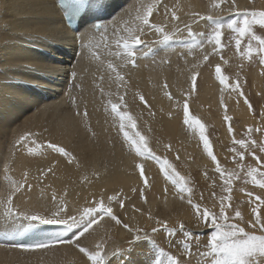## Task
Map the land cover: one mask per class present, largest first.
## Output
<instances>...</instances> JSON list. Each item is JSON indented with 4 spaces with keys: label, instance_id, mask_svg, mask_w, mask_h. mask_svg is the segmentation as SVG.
<instances>
[{
    "label": "bare ground",
    "instance_id": "6f19581e",
    "mask_svg": "<svg viewBox=\"0 0 264 264\" xmlns=\"http://www.w3.org/2000/svg\"><path fill=\"white\" fill-rule=\"evenodd\" d=\"M106 2L107 6L101 13L83 16L79 20L78 30L74 31L63 22V2L58 5L57 0H0V161L4 155L15 172V178L12 179L15 181L10 182V186L16 187L22 179L26 181V186H32L13 196L11 211L14 215L11 217L5 215L10 193L4 196L0 190V264H90L77 247L71 249L68 243L26 251L15 247L11 236L5 235L14 225L23 222L22 214L48 217L60 201L67 205L68 215L78 218L84 208L94 207L96 202L103 199L105 205L111 207L124 223L139 227L144 232L157 225V218L166 220L169 226L178 224L182 218L196 229L199 216H195L187 199L180 198L181 193L164 176L159 165L150 158L137 156L130 143L125 141L123 132L119 130L120 121L111 113L109 101L119 104V98L124 97V105L120 110L127 111L136 125L133 128L132 122L124 121V131H128L129 135L137 131L141 135L146 133L143 136L148 146V131L162 135L163 147L170 145L171 148L156 149L161 153L169 151L171 156H178L181 160L194 153L198 161L210 162L199 139L198 129L190 128L189 134L180 137L184 122L175 113L185 100L190 103L186 94L192 88L193 72L201 75L197 89L201 104L196 106L199 111L210 109L216 113L214 117L210 115L221 128L219 134L222 137L228 138L231 133L228 132V126L224 125L221 113L239 117L244 126L252 121L251 109L244 102L245 98L248 100L245 92L242 91V96L233 88L226 92L229 84L225 87L216 78V65L221 66L225 62L220 56L223 47L217 46V51H213L214 44L208 43L202 35L205 30L214 27L210 21L200 19L209 15L222 17L221 22L225 25L223 31H230L227 22L232 17L224 16L227 10L219 11L213 7L219 0ZM148 4H154L150 17L152 23L164 27L166 33H174L177 26L181 31L162 44L158 42L162 39L160 33L145 29L141 34L145 44L136 50V66H124V62L114 53L117 50V37L125 33L118 31L114 36L113 31L131 28L135 32L137 11ZM248 7L264 10V0H235L228 9ZM173 11L179 17L178 21L172 19ZM88 17L102 20L104 28L94 30ZM185 25H191L196 40L205 41L203 49L190 48L194 40L184 30ZM80 41L88 47L81 46L78 61L71 69L65 70L71 65V61L68 62L71 51ZM149 45L152 49L148 52L150 56H144L143 52L148 51ZM209 52H213L216 58H213L210 69H207L203 68L207 62L203 57H209ZM95 53L99 54V60L95 59ZM236 54L232 51L227 56L235 57ZM58 57L65 58L62 60L66 61L63 69L53 65L55 62L63 64L55 61ZM109 61L118 66V71L125 78L123 82L107 69ZM260 68V64H257L248 72L252 87L257 92L262 85ZM71 71L76 72L73 80L79 87L69 93L67 87L71 81ZM67 74L70 81L63 80ZM60 76L62 78L58 81L57 77ZM35 83L50 87L43 91L31 85ZM166 91L170 93L171 99L165 95ZM140 95L144 101L139 99ZM262 98L261 110L264 112V90ZM71 100L76 103L67 107ZM35 107L40 111L37 112ZM85 108L88 113L86 117L83 115ZM77 112L81 115H77ZM261 118L264 122V114ZM22 135L24 140L16 145L15 141ZM49 144L63 147L75 159L69 162L68 157L53 151L48 147ZM137 164H143L149 181L147 186L139 175ZM53 194L57 197L56 202L51 199ZM111 196H117L118 199L109 201ZM121 199L123 207L119 203ZM149 214L153 219L148 218ZM244 215L251 220L250 210H246ZM125 232L127 230L104 216L80 238V243L90 250H96V245L103 242L105 259L109 264H152L157 256L156 247L148 241L137 242L133 246L134 250H129V246L122 247L121 241L130 242L135 235L129 233L131 238H128L124 236ZM177 234L170 236L177 237ZM67 238L75 239L71 234ZM114 238V242L107 245ZM155 239L162 246L159 238ZM162 248L169 253L170 250ZM117 249L122 251L114 255Z\"/></svg>",
    "mask_w": 264,
    "mask_h": 264
},
{
    "label": "snow or ice",
    "instance_id": "6c2138e0",
    "mask_svg": "<svg viewBox=\"0 0 264 264\" xmlns=\"http://www.w3.org/2000/svg\"><path fill=\"white\" fill-rule=\"evenodd\" d=\"M107 6L106 0H74V3L68 7L66 16L68 20L71 22L76 17L79 16H96V14L101 13ZM214 8H218V4L213 5ZM154 4H148L147 6H142V10L137 11V15L135 17L136 21V30L135 32L131 28H125L122 30L114 29V36L117 35V32H124V35H119L116 39L115 47L116 51L114 55L119 57L123 62L124 66L130 64L132 67L136 66L137 60V49L145 44V41L141 39V34L144 33L145 29H152L162 35V39L158 41L159 43H166L169 40L174 38L175 33H179L181 29L177 26L174 29V33H166L165 28L154 24L151 22L150 17L153 15ZM172 19L179 20V17L176 15V12H172ZM198 15V14H197ZM236 15L240 17L239 20H229L227 22V28L230 29L233 33H236L238 38L235 39V45L237 52H240V47L242 44V38L251 37V40L248 41L247 47V55L251 58L253 48H252V40H255L258 44V48L256 49L257 53L260 55L259 63L264 65V36L257 35L254 30V25L264 26V10H249L243 9L242 11H237ZM200 19L210 21L214 27L210 34L207 35L206 41L210 44H214L213 51H217V46H221L222 44V29L224 28V24L221 22L222 17L219 16H206L200 17ZM92 28L99 31L104 28L103 25L94 24ZM190 37L194 40V43L190 45V48L200 47L203 49L205 41L196 40L195 34L191 25H185V29ZM106 31V30H105ZM203 35V34H202ZM83 40V36H82ZM82 47H88L87 44H82ZM151 46H148V51L143 52L144 56L148 55L150 52ZM95 59L99 60L100 56L98 53L94 54ZM205 61L209 59L207 55L203 57ZM196 67V66H194ZM107 69L115 74L117 80L123 82L124 76L121 75L120 71H118V66L114 65L111 61L107 63ZM221 66L219 64L215 67L216 78L218 79L221 85L227 87V77L221 74ZM262 74H264V69H262ZM72 77H76V73H71ZM103 77H101L102 79ZM192 88L189 90L188 95L195 89L197 82V73L193 72L191 76ZM240 87L239 83L234 86L233 90H238ZM167 88V84H165V89ZM165 95L171 99L170 93L167 91ZM239 95H243V92H239ZM120 103H112L109 101L111 105V113L114 114L116 118L120 121L119 130L123 132V136L125 141L130 143V146L134 148L135 153L139 157L150 158L154 160L160 167V170L163 172L164 176L171 180V183L176 186L179 193L188 192V203L192 205L199 214L200 219L205 221H210L214 227V231H212L210 238L207 241L206 248L207 251L203 253L205 257L210 258L206 264H262L264 261V234H255L253 232L246 231L244 227H242L239 223H222L219 221H229L231 218L226 214V208L230 207V204H225V200L231 201V195L221 196L220 198V207L219 213H214L208 209H204L203 212H200V205L193 204L191 199V188H187L185 177L181 176L175 169V167L169 163L167 158H161L155 152L151 151L148 146V141L145 136L141 135L140 132H135L134 135H129L128 131H124L126 124L124 121L132 122V127L135 128V121L133 117L127 112L122 111L121 106L124 105V97L121 96ZM141 101H144V97L142 95L139 96ZM248 104V107L251 109V104L245 98L244 101ZM221 103L223 104V99H221ZM183 112H184V124L189 128L198 129L199 131V139L203 142V149L206 154L215 162V171L220 174L221 179L224 184L223 191L226 193L232 192L231 182L233 177L238 178L239 173L236 170L229 171L221 166L217 157L213 153V149L210 146V142L208 137L205 135V125L195 116H189V108L187 100L184 101L183 104ZM77 115H81L80 112H77ZM83 115L86 117L88 115L87 109L85 108ZM171 115V113H169ZM225 121H230L231 117L225 115ZM249 133H251L252 129L249 128ZM228 132L233 133V128L229 124ZM25 135H28L27 133ZM24 136L22 135L18 140L15 141L16 145H19L21 141L24 140ZM234 139V144L240 145L241 147H246L249 143L244 139L236 140ZM252 144H255V141H251ZM49 148L53 151L64 155L69 158V162H72L75 158L72 156V153L67 152L63 147H59L56 144H49ZM260 151L264 152V143L260 146ZM165 148L170 150V145H165ZM233 152H236V149H232ZM244 152H236V156L240 158L242 161L244 158ZM253 157L259 162L260 157L255 156V153H252ZM177 159L179 157L177 156ZM137 168L140 169L139 175L141 176L143 183L145 186L149 184L145 176V171L143 164H137ZM244 165L242 163L238 164V169L243 170ZM51 172V169L47 170ZM258 172L257 168L249 167L247 171V175L251 177L252 181L257 184L261 189H264V180H258L256 173ZM207 175V173H205ZM264 175V173H261ZM31 185L20 184L16 186L15 192L21 191V189H30ZM215 195V193H213ZM248 195L251 196V193ZM143 196V194H142ZM181 199L185 197L181 195ZM13 199L12 195L7 197L8 207L5 209V215L8 217L13 216L14 214L11 211V201ZM53 202L57 201V197L55 194L51 197ZM109 201H115L118 199L117 196H111L108 198ZM256 200L260 201V203L264 204V199L257 196ZM146 202V201H145ZM120 206H124L123 200H119ZM135 211H140L139 209H135ZM253 213L255 214V220L249 221L248 225L251 228H256L259 226L260 230L264 232V219H261V216L257 213L256 209H253ZM235 217L239 220H243L242 213L239 209L235 210ZM104 216L109 217L114 223L118 226H121L123 229L127 230L129 233H135L132 241L129 244V250H134V245H136L139 241H148L153 247L157 248V256L152 264H182V261L178 259L171 253H167L163 248H160L156 245L155 240L149 236L147 233L144 235H140L143 231L139 227H132L128 223H124L117 215L113 213L111 207L105 205L103 199L99 202H96V206L94 207H86L79 214V217L75 215H68L67 205L60 201L59 205L56 207V210L51 212V215L48 217L39 215V214H22L23 222L16 224L12 227V230L5 232L6 236H21L28 232L30 229L37 228L41 225H55L59 227L58 231L51 232L47 235L40 234L42 238H37L31 244H20V247L23 250H34V249H44L49 247L50 245H55L58 243H68L75 244L79 249L80 253L86 257L87 261L90 264H109V262L105 259L104 253V244L103 242L98 243L96 245V250H90L86 246H82L80 243V238L84 237L86 233L89 232V229L96 223H98L99 219ZM17 218L19 219V214H17ZM149 219H153L151 214H149ZM26 222V223H25ZM157 225L162 227L169 234L176 233L175 227H169L168 222L166 220L162 221L159 218L156 219ZM179 228L181 233L185 238L192 237L193 234L191 232L184 230V224L181 222L179 224ZM160 229L153 228L152 232L156 233ZM68 234H71L75 239H68ZM184 248L189 251V256H191V250L187 243L184 244ZM122 250L117 249L114 255H118ZM199 254V253H198ZM161 257H166V259H161Z\"/></svg>",
    "mask_w": 264,
    "mask_h": 264
},
{
    "label": "rangeland",
    "instance_id": "374dc122",
    "mask_svg": "<svg viewBox=\"0 0 264 264\" xmlns=\"http://www.w3.org/2000/svg\"><path fill=\"white\" fill-rule=\"evenodd\" d=\"M252 1L254 2L255 0H252ZM232 3H235V0H221V1L219 0V2L217 3L219 5L218 9L219 11L227 10L226 12H224V16L232 17V19L239 20L240 17L236 15V12L242 11L243 9H240V10L239 9H236V10L228 9V7L232 6ZM246 9L252 10L253 8L248 7ZM255 10H258V9H255ZM253 30L257 35L264 36V26L254 25ZM211 31H212V28L205 30L203 34L204 37L206 38L207 35L211 33ZM236 38H238L236 33H233L231 30L229 32H225L222 29L221 48L222 47L223 48L220 52V56L225 59L224 60L225 62L223 63V65H221V70H222L221 74L227 77V83L229 84V87H227L225 90L226 92H228L230 88H234L237 82L239 83L240 87L238 90H236V92H241V91L245 92V95L247 96L249 103L252 106L251 107L252 121L248 125L244 126L242 125V123H240L239 117H235L233 115L226 114L224 112L221 113V117H222V121L224 125L229 126L230 124L231 127L233 128V133L230 134V137L228 138L222 137L219 134V132L221 131V128L212 120V116L213 115L216 116V113L211 111L210 109H206V110L204 109L203 111H199L196 106V105L201 104V102L198 101V97H197V92L199 90V85L201 83V75L199 73H197V82H196L195 89L192 91L190 95H188L189 92H187L186 94V96L190 100V103H188L189 116H195L205 125V135L208 137L210 146L213 149V153L217 157V160L219 161L221 166L229 171L236 170L239 173L238 178L233 177L232 179V182H231L232 192L226 193L223 191L224 184L221 179V176L219 173L215 171V162L214 161L212 162V159L208 155L207 156L210 160V162L208 163L198 161L197 156H195L194 153L189 154V156H187L183 160L177 159L174 156H171L168 150H167L168 153H161L159 152L158 149H156V148H164L162 144V139H163L162 135L156 134L155 132L148 133L150 131L147 132V135L149 134L150 136V140H149L150 150L155 152L162 159L167 158L169 163H171L175 167L176 171L181 176L185 177L187 188L192 189L191 199L193 201V204H199L201 206L199 210L200 212H203L204 209H208L214 213H219L221 196L231 195L232 197L231 201L225 200V204H230V207L226 208V214L231 219L227 222L225 221H219V222L239 223L242 227L245 228L246 231L253 232L255 234L260 235V234H264V232L260 230L259 226H257L256 228H251L248 225V222L255 220V214L253 213V209H256L257 213L261 216V219H264V204L256 200L257 196L264 199V189H261L257 184H255L252 181L251 177L247 175V171L249 167L257 168L258 169V172L256 173L257 179L264 180V175H261V173H264V152H261L260 147H259L262 143H264V122L262 121V118H261V116L264 114V112L261 110V104L263 102L262 95H263V90H264V85H263L264 84V74H262L261 90L257 92L252 87L250 75L248 72L250 71L252 66L260 64L259 63L260 55L256 51V49L258 48V44L255 40H252L253 52H252L251 58H249L246 53H247L248 41L251 40V37L248 36V37L242 38L240 52H237V49H236V45H235ZM82 44L83 42L80 41L79 43H77L76 48L75 49L73 48V50L71 51L70 54L72 55L70 56L68 60V62L71 61V65L69 67H65L64 68L65 70L71 69V67L78 61V59L76 60V57L78 56V53L82 51V49H79L82 46ZM232 51H235V53H237L236 54L237 56L228 57L227 54H230ZM93 52H95V50H93ZM59 58L60 57H58L55 61H61V63L63 64L60 65L57 62H55L53 65L57 66L55 68L63 69L66 61H62V60H64L65 58L64 57L61 59ZM213 58H216V56L213 54V52H209V59L207 60V62L203 64V68L206 67L207 69H210L211 65L214 63ZM260 66H261L260 73H262V69H264V65L260 64ZM72 72L74 71H71L70 74ZM64 77L65 79L63 80L67 81L68 74L65 75ZM61 78H62L61 76L57 77L58 81L61 80ZM70 80H68L70 81V83H69V87H67V91L69 93L74 92L75 89L79 87L75 85L72 75H71ZM31 85H33L34 87L41 88L43 89V91L44 89L46 90L48 87H50V86L37 85L36 83L31 84ZM191 86H192V82H191ZM75 103L76 102L74 100L68 101L67 107H70L74 105ZM36 108L37 107H35V109ZM32 110L34 109H31V111ZM39 111L40 110L38 109L37 112ZM175 113L176 115L179 116V119L184 120L183 104H180L177 107V109L175 110ZM225 115L232 117L233 119L231 118L230 121H225L224 119ZM249 128L252 129L251 133H249L248 131ZM189 129L190 128H188L187 125L183 124L182 130L180 132V137L182 138L183 136H186L187 134H189ZM143 135H146V133H143ZM233 138H235L236 140L244 139L248 141L249 143L247 144L246 147H241L240 145L234 144ZM251 141H255L256 143L252 144ZM233 148L236 149V152L242 151L245 153L242 161L240 160L238 156H236V152L232 151ZM253 152L255 153V156L260 157L259 162L253 157L252 155ZM62 156L64 157V155ZM4 158H5L4 155H2L1 161H0L1 162L0 163V190L3 191L4 196H7L8 193L14 196L20 193L22 189L19 192H15L16 187L10 186L11 183L15 181V180H12L15 178L14 176L15 172L13 171L11 164L6 162ZM239 163H242L244 165L243 170L238 169ZM205 173H207V175H205ZM22 180H20V183L25 185L26 181L25 180L22 181ZM213 193H215V195H213ZM249 193H251V196L248 195ZM182 194L186 195L184 199L188 200V195H189L188 192L185 191ZM191 207L193 209V212L195 213V216H199V214L197 213V210L192 205ZM236 209H239L241 211L242 216H243L242 221L235 217L234 213ZM246 210L251 211V218H250L251 220L248 219L247 215L246 216L244 215V212ZM181 222L184 224V230L191 232L193 234L192 237L185 238L183 236V233H181L180 228H179V224ZM156 227L158 226L156 225V226H153L152 228L149 227L146 230V232L143 231L140 234L144 235L145 233H147L149 236H151L155 240V242H156L155 238L158 237L162 246L167 248V250H170L169 253L173 254L178 259H180L182 261V264H194V262L195 264H206V262L210 260V258L205 257L203 255V253L207 251V248H206L207 241L210 238L212 231L215 230L210 221H205L203 219H200V217H198V222L196 223V229H195V228H192V224L189 221L187 220L185 221V219L181 218L180 220H178V224L173 223L169 226V227L176 228V232L178 233L177 237H174V236L171 237L170 235L172 234H169L168 232H166L162 227H159L160 229L158 231L159 233L158 232L153 233L152 229ZM112 234L116 236L115 233L112 232ZM124 236L131 238L128 231L127 233L126 232L124 233ZM115 238L110 240L111 242L109 241L107 245H110L111 243H113L114 242L113 240H115ZM118 238L120 239V237H117L116 239L118 240ZM121 242L123 244L122 247L128 248L130 244L128 240L121 241ZM185 243L189 245V248L191 250V255L193 256H189V251L184 248ZM156 245L162 248V246L157 244V242H156ZM170 245L172 246L169 247ZM69 246L71 247V249L76 247L74 243L69 244ZM262 264H264V261H262Z\"/></svg>",
    "mask_w": 264,
    "mask_h": 264
}]
</instances>
